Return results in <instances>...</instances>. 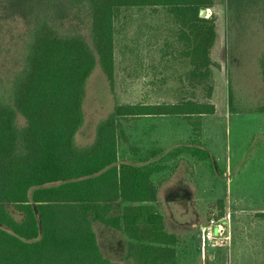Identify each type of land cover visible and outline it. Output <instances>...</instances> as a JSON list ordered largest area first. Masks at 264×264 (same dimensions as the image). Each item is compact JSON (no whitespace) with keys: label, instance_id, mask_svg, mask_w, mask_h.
Returning a JSON list of instances; mask_svg holds the SVG:
<instances>
[{"label":"trees","instance_id":"obj_1","mask_svg":"<svg viewBox=\"0 0 264 264\" xmlns=\"http://www.w3.org/2000/svg\"><path fill=\"white\" fill-rule=\"evenodd\" d=\"M217 1L0 0L2 16L19 17L29 27L20 67L0 79V264H179V234L162 211L179 182L174 175L155 183L152 175L168 169L167 156L213 158L200 136L203 116L216 112L212 79L222 64L212 57L216 16L201 11ZM146 5H165L175 16L184 61L191 77L206 86L205 98L117 103L97 122L94 139L80 144L89 79L98 66L114 89L116 19L125 7ZM228 11L237 46L249 33L251 19L245 17L264 14V0H228ZM258 67L264 84V50ZM233 76L229 111L264 112V101L241 100ZM143 115L183 116L196 139L174 150L148 149L138 161L121 159V120ZM126 141L138 155L141 149ZM189 169L193 181L194 165ZM224 203L219 200L216 216L224 215ZM97 223L127 237L123 260L105 255Z\"/></svg>","mask_w":264,"mask_h":264},{"label":"rangeland","instance_id":"obj_2","mask_svg":"<svg viewBox=\"0 0 264 264\" xmlns=\"http://www.w3.org/2000/svg\"><path fill=\"white\" fill-rule=\"evenodd\" d=\"M206 9L207 17L216 16L219 38L212 57L222 64L221 69H214L212 79L213 101L218 109L205 114L200 136L201 144L211 150L213 158L198 160L184 152L163 160L168 169L157 175V179L175 175L173 180L179 183L178 191L170 188L172 193L163 200L162 211L169 227L179 234L176 246L179 264H264V216L251 214L254 209L264 210V112L232 113L228 109L231 74L241 100L264 101V84L258 67V57L264 50V14L245 17L251 19L249 33H243V43L236 46L230 37L228 0H218ZM176 21L165 5L121 9L115 22L114 89L98 66L89 79L86 122L77 136L80 144L94 139L97 122L113 111L117 103H167L187 97L205 98L206 86L199 83V78L191 77L190 67L184 61L181 27ZM28 30L21 18L0 14V79L12 77L20 67ZM84 32H88V27ZM19 118L23 122L22 116ZM126 118L121 120L123 126L126 124L121 134V150L130 148L128 137L132 143L140 144L142 153L155 147L152 142L155 137L146 135L142 139L137 130L132 133L135 121L128 124L135 117ZM158 120L156 117L155 121ZM173 120L174 123L169 121L157 131L162 137L161 145L172 147L164 150H174L177 148L174 144L182 146L196 139L191 136L189 122ZM192 164L193 181L186 173ZM220 199L225 202L224 214L230 211L229 207L235 213L228 219L229 242L203 250L201 225L220 211ZM110 228L97 223L100 244L107 257L121 261L125 257L124 233ZM233 240L236 244L229 262L228 250ZM211 254L216 256L214 260L209 258Z\"/></svg>","mask_w":264,"mask_h":264},{"label":"crops","instance_id":"obj_3","mask_svg":"<svg viewBox=\"0 0 264 264\" xmlns=\"http://www.w3.org/2000/svg\"><path fill=\"white\" fill-rule=\"evenodd\" d=\"M214 98V97H213ZM213 98H212V101H213ZM214 102V101H213ZM215 103V102H214ZM217 107V106H216ZM218 109V108H217ZM217 109H216V111H217ZM205 116V115H204ZM203 116V117H204ZM156 117H158V118H160V120H158V121H155V119H156ZM174 118H179V119H182V120H186L187 121V118H185V117H183V116H175V115H162V116H156V115H143V116H138V117H135V118H133V120H130L129 121V124L128 125H130L131 123H133L134 121L136 122H134V124H132V133H134L135 132V130H137V132H136V134L137 135H140V138H142V139H144L143 137L144 136H146V135H150L151 136V138H153L152 137V135L155 137L154 138V140H152V142H154L153 143V145L155 146V147H157V148H164V149H166L167 147H169V148H172L171 146H165L164 147V145L162 146L161 145V139H162V137H160L161 135L160 134H157V131H158V129H160V127H163V126H165V124H167V123H169V121H172L173 123H174ZM149 119V120H148ZM126 120V119H125ZM152 120V121H151ZM163 121V122H162ZM165 121V122H164ZM180 121V120H179ZM146 122H148L149 124H146ZM188 122V121H187ZM124 123V122H123ZM126 124H124V129H126V126H125ZM189 126H190V129H191V132H192V128H191V125L189 124ZM191 136H193V134H191ZM191 138V137H190ZM191 140V139H190ZM132 141V140H131ZM130 141V143H132ZM132 144H134V143H132ZM138 144V143H137ZM177 144H179V143H176V144H174V145H177ZM136 145V144H135ZM140 145V144H139ZM139 145H136V146H138V147H140ZM174 145H172V146H174ZM122 146V145H121ZM121 146H120V152H119V156H120V158L122 159H127V160H129V161H138L141 157H143V158H145L146 156H147V154L144 152V153H142L144 150L142 149V148H140L141 150H140V153L138 154V155H135L134 153H132V151L130 150V148H128L127 149V151H124L123 152V150H121ZM155 147H152V148H155ZM149 149H151V148H149ZM157 158L156 157H154V158H151V160H156ZM166 171V169L165 170H163V171H160V172H155L153 175H152V179L155 181V183H157L160 179H162L163 177H160V178H158L157 179V175H161V173H164ZM226 201V200H225ZM226 203H227V206H228V202L226 201ZM229 209H230V218H232V214L231 213H233V214H235L234 213V210L231 208V207H229ZM261 212H264V210H258V209H254L252 212H251V214H253V215H255V216H259V217H262L263 215H260V213ZM114 213V212H113ZM227 213V214H228ZM239 214V213H238ZM167 218V217H166ZM239 219V218H238ZM168 220V219H167ZM233 221H235V219H234V217H233ZM108 228H110V227H108ZM111 228H113V227H111ZM110 228V229H111ZM114 229V228H113ZM118 230V229H117ZM120 231V230H119ZM122 232V231H121ZM177 232V231H176ZM178 233V232H177ZM124 238H125V242H126V239H127V237L124 235ZM123 241H124V239H123ZM125 242H124V244H125ZM235 244H236V241L235 240H233V242H231V244H230V246H229V262L232 260V259H230V257H231V253L234 251V247H235ZM215 253V252H214ZM215 254H211L210 255V259L211 260H214L215 259ZM222 257V256H221ZM224 258V257H223ZM232 258V257H231Z\"/></svg>","mask_w":264,"mask_h":264},{"label":"built area","instance_id":"obj_4","mask_svg":"<svg viewBox=\"0 0 264 264\" xmlns=\"http://www.w3.org/2000/svg\"><path fill=\"white\" fill-rule=\"evenodd\" d=\"M230 215L212 216L204 225H201L200 247L203 250L213 247L225 246L229 242V234H227V226Z\"/></svg>","mask_w":264,"mask_h":264},{"label":"water","instance_id":"obj_5","mask_svg":"<svg viewBox=\"0 0 264 264\" xmlns=\"http://www.w3.org/2000/svg\"><path fill=\"white\" fill-rule=\"evenodd\" d=\"M206 14H207V9H205V8L202 9V11H201V15H202V16H206Z\"/></svg>","mask_w":264,"mask_h":264}]
</instances>
